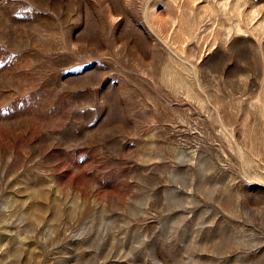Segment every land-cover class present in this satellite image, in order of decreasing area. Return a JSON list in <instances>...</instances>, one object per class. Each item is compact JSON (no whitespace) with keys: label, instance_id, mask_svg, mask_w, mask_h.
<instances>
[{"label":"rangeland","instance_id":"374dc122","mask_svg":"<svg viewBox=\"0 0 264 264\" xmlns=\"http://www.w3.org/2000/svg\"><path fill=\"white\" fill-rule=\"evenodd\" d=\"M0 264H264V0H0Z\"/></svg>","mask_w":264,"mask_h":264}]
</instances>
